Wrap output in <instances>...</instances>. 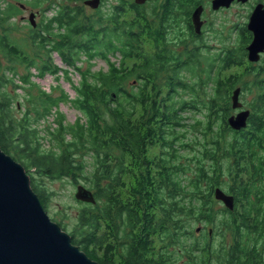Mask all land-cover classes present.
<instances>
[{"label":"trees","instance_id":"16d2710c","mask_svg":"<svg viewBox=\"0 0 264 264\" xmlns=\"http://www.w3.org/2000/svg\"><path fill=\"white\" fill-rule=\"evenodd\" d=\"M47 1L20 38V6L0 0V146L31 172L44 207L54 194L44 178L93 192L69 216L73 243L99 264H264V69L243 45L177 52L147 19L109 38L101 13L73 0L31 3ZM97 59L108 68L95 69ZM46 74L58 81L51 91L35 80ZM239 85L250 115L235 130ZM216 188L234 196L233 209Z\"/></svg>","mask_w":264,"mask_h":264},{"label":"water","instance_id":"95a60500","mask_svg":"<svg viewBox=\"0 0 264 264\" xmlns=\"http://www.w3.org/2000/svg\"><path fill=\"white\" fill-rule=\"evenodd\" d=\"M99 0L87 3L96 6ZM35 14L30 15L35 27ZM257 24L258 31L248 46V59L257 61L259 52L264 50V17L257 10L251 25ZM264 67V60H263ZM241 88L237 87L231 96L233 109L243 106L240 100ZM250 109H241L228 116L229 125L235 130L246 127ZM32 180L25 166L4 152L0 146V264H99L88 256L79 245L73 243L72 236L53 221L41 202L38 193L32 189ZM76 199L95 202L93 192L79 184ZM215 197L233 209L234 196L220 188L215 189ZM200 230V227L196 229Z\"/></svg>","mask_w":264,"mask_h":264},{"label":"flooded vegetation","instance_id":"af4514ba","mask_svg":"<svg viewBox=\"0 0 264 264\" xmlns=\"http://www.w3.org/2000/svg\"><path fill=\"white\" fill-rule=\"evenodd\" d=\"M87 1L90 0H73L72 3L82 4L85 13L90 11L88 15L101 13L106 37L122 38L121 27L135 21L145 24L147 19L152 30L165 34L172 42L171 49L177 52L194 48L217 55L224 47L233 49L243 45L247 60L248 46L259 29L257 24L251 25V21L257 10L264 17V0H99L96 6ZM18 5L21 10H28L24 3ZM32 13L35 19L41 14L39 10L30 11ZM153 31L150 39L154 38ZM259 56L257 61L249 60L250 64L264 69V50ZM237 87L242 88L241 85ZM238 111L236 109L235 114Z\"/></svg>","mask_w":264,"mask_h":264},{"label":"rangeland","instance_id":"374dc122","mask_svg":"<svg viewBox=\"0 0 264 264\" xmlns=\"http://www.w3.org/2000/svg\"><path fill=\"white\" fill-rule=\"evenodd\" d=\"M2 1L11 2V3H15V4L22 2V3H24V5H27L26 9H28V10H21L20 13L15 18H13V19H16V21H17L16 24L18 26L17 30L14 31V35L17 37H20V38H22V37L26 36V34H28L26 26L28 24H30L28 22L30 20V15H31L30 11L39 10L41 12V14H39V16H37V18H36V20L38 22L42 18V13H43L42 8H45L49 3L47 1V2L41 3L40 5L37 6V5H34L31 3L32 0H2ZM53 12H54V9H51L50 11H48L46 13L48 16H51L53 14ZM89 12H90L89 10H86L87 15L90 14ZM23 16H24V19H23ZM222 43L225 45V43L223 41H222ZM53 57H54L53 60L55 61L56 64L60 65L61 67L67 68V65H65L62 62V59L60 58V56L57 53H54ZM112 60L118 62L119 57L118 56L117 57L112 56ZM99 68H104V70H105L108 68V64L102 59H97L96 64H95V69H99ZM238 69H241V68L238 67L237 70ZM19 70L23 71V68L20 67ZM35 70H36V67H32V71L34 72ZM70 72H72L71 75L73 77V80L78 81V79H79L78 74L76 72H74L73 69ZM251 76H253V75H251ZM251 76H249L250 79L252 78ZM35 80H36V82H38V84H40V86L44 85L47 88L50 87V90L52 89V87L55 86V84L58 83V81L55 79L54 75H52V74H47L45 77H43L41 79H39V77H37V78H35ZM60 83H61L60 85H62L66 91H68L71 95L73 94V88L71 87L69 81H67L66 79L61 77ZM42 88H43V86H42ZM50 90H48V91H50ZM254 95H255V93L251 92L248 96V99H252L254 97ZM240 100H241V98H240ZM62 109H63V111L67 112V117L69 120H74L76 115L78 114L77 110L71 108L68 105H62ZM241 109H246V108H244V106H242L238 110L240 111ZM247 109H249V108H247ZM235 111L236 110H234V112H232V113H235ZM21 112H23V111H16V115L18 117H21L22 116ZM194 114L195 113H189L188 112L189 116H192ZM197 115H199V113H197ZM52 120H53V118L50 117V119L47 120L46 123H48L49 121H52ZM11 156L13 157V155H11ZM15 159L20 162L19 159H17V158H15ZM26 170H27V168H26ZM27 172L31 175V172H29L28 170H27ZM35 177L38 179H43L42 177L37 176V175ZM43 181H44V185L47 187V189H49L50 191H54L53 192L54 193L53 198H51L50 201H48L49 203L46 204L47 206H45V209L47 211V215H49L50 218L53 221H55L56 223H58L60 225V227H62L65 231H67L69 234H71L69 229L71 228L70 226H72L74 224V221L69 216L70 215L72 216L73 213L76 212V210L78 209V207L80 205V200L76 199V197H75V193L77 191V189H76L77 185L74 184V182L68 177H63L60 179L57 178L56 180H50V179L44 178Z\"/></svg>","mask_w":264,"mask_h":264},{"label":"built area","instance_id":"2783aa9c","mask_svg":"<svg viewBox=\"0 0 264 264\" xmlns=\"http://www.w3.org/2000/svg\"><path fill=\"white\" fill-rule=\"evenodd\" d=\"M37 73H38V72H37V69H36V70L34 71V74L37 75ZM35 75H34V76H35ZM46 75H47V74H46ZM46 75H45V76H46ZM45 76H44V77H45ZM37 77H39V76H37ZM37 77H36V78H37ZM41 78H43V77H39V79H41ZM42 86H43V89L45 88L47 91L50 90V87L47 88V87L44 86V85H42ZM50 91H51V90H50Z\"/></svg>","mask_w":264,"mask_h":264}]
</instances>
